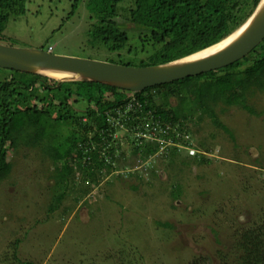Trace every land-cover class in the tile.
<instances>
[{
    "label": "trees",
    "instance_id": "1",
    "mask_svg": "<svg viewBox=\"0 0 264 264\" xmlns=\"http://www.w3.org/2000/svg\"><path fill=\"white\" fill-rule=\"evenodd\" d=\"M79 1L75 0L74 8ZM121 1H88L94 21L91 32L110 51L125 50L129 42L128 31L117 21ZM27 2L0 0V42L5 38L9 20L27 12ZM260 2L134 0L129 9V23L142 31L140 38L145 46L142 50L147 54L135 66L167 63L221 42L247 22ZM121 64L133 65L132 62ZM0 69V185L12 175L20 156L25 159V155L30 157L31 151L37 150L42 160L48 162L55 182L51 187L49 212L61 208L71 192L76 193V204L65 210L73 211L81 199L100 187L104 175L111 171L118 172L121 178L134 174L140 182L131 185L134 190L146 184L165 192L170 189L172 202L182 199L185 194L179 179L171 184H155L159 176L154 165L148 167L151 178L143 183L142 173H131L133 167L118 164L128 154L127 145L131 146L134 157L144 161L161 156L167 168L175 173L179 170L177 178H181L179 174L194 164L212 161L199 153L180 154L179 143L209 149L205 139L192 136L194 126L209 121L208 124L225 130L235 139L221 116L223 113L231 107H241L253 115H264V109L258 110L254 102L264 95V40L242 59L225 67L139 92L94 81H59L42 74ZM146 129L170 138L173 144L164 148V143L138 136ZM165 130L169 134L162 132ZM120 132L125 136L115 137ZM244 176L238 179L236 174L229 179V189L221 193L226 203H218L220 206L212 205L209 200L219 192L217 184L201 190L200 194L207 197L194 212L212 206V219L206 225L213 234L215 247L195 253L187 264H264V203L244 207L246 202H254H249L252 189L264 195V176L259 184L252 183L249 174ZM236 182L240 185L236 186ZM228 208L239 210L225 219L223 216L231 213ZM158 225L174 228L169 220L158 221ZM20 242V238L12 242L5 261L35 264L19 256ZM118 258L117 264H134L137 260L127 257L125 251Z\"/></svg>",
    "mask_w": 264,
    "mask_h": 264
},
{
    "label": "rangeland",
    "instance_id": "2",
    "mask_svg": "<svg viewBox=\"0 0 264 264\" xmlns=\"http://www.w3.org/2000/svg\"><path fill=\"white\" fill-rule=\"evenodd\" d=\"M88 1L80 0L74 8L75 0H28L27 12L9 20L1 42L32 49L48 50L53 46V53L57 54L138 65L147 54L142 50L145 47L140 38L142 31L129 23V9L134 0H122L118 6L117 21L129 34L128 46L120 52L110 51L94 37ZM254 102L258 110L264 109V95ZM221 116L235 139L225 130L208 124L209 121L194 126L192 136L205 139L209 146L199 148V154L212 161L194 164L179 174L181 178H177L179 170L175 173L167 168L161 156L144 161L134 157L127 145L128 154L118 164L133 167L131 173H142L143 183L150 177L148 167L152 165L159 176L155 184H171L179 179L185 195L173 202L170 189L165 192L144 184L134 190L131 185L139 182L134 174L121 178L118 172L111 171L104 175L100 187L81 199L73 211L65 210L76 204V193L71 192L61 208L49 212L55 182L48 162L42 160L37 150L31 151L30 157L25 155L26 160L20 156L12 175L0 185V264H8L5 258L17 238L21 239L19 256L35 264H117L116 259L124 251L127 257L137 259L134 264H187L195 253L215 247L213 234L206 225L212 219V206L194 212L207 197L200 194L201 190L217 184L220 193L209 199L210 203L224 204L226 200L221 193L229 189L231 177L237 174L241 179L246 173L252 183L259 184L264 176L260 167L264 166V115L259 117L241 107H231ZM118 135L125 136L123 132L115 137ZM180 154L187 155L185 150ZM255 191L252 189L249 198V202H254H246L244 207L264 203V195ZM228 209L231 213L224 215L225 219L239 210ZM167 220L174 228L158 225V221ZM122 259L127 260L124 256Z\"/></svg>",
    "mask_w": 264,
    "mask_h": 264
},
{
    "label": "water",
    "instance_id": "3",
    "mask_svg": "<svg viewBox=\"0 0 264 264\" xmlns=\"http://www.w3.org/2000/svg\"><path fill=\"white\" fill-rule=\"evenodd\" d=\"M244 26L245 29L231 43L198 60H186L187 56L158 65L133 66L0 42V67L50 77L54 76L46 72L65 73L67 75L61 78H54L59 81H94L139 92L159 84L216 70L242 59L264 40V0H261L253 15L240 28Z\"/></svg>",
    "mask_w": 264,
    "mask_h": 264
},
{
    "label": "built area",
    "instance_id": "4",
    "mask_svg": "<svg viewBox=\"0 0 264 264\" xmlns=\"http://www.w3.org/2000/svg\"><path fill=\"white\" fill-rule=\"evenodd\" d=\"M53 50H54L53 46H50L48 48V51L51 52V53H53ZM131 108H132V104L129 105V109H131ZM162 132L163 133L166 132L167 134H169L168 133L169 131H167V130L162 131ZM138 136H142L143 138H145L148 141H151V140L154 141L155 140V141H159L161 143H164L165 144L164 148L167 147L168 145L173 144V142H172V140L170 138H165V137L162 138L158 134V132H155V131L148 132L147 129H146V131H143L141 135H138ZM184 136L188 137V135H184ZM177 137H180V134H178ZM177 145L180 148V152H182V150H185L186 152H188V154L190 156H194V155H196L197 153L200 152L199 149H197L196 147H193V146L184 145L182 143H179ZM201 152L204 153L203 151H201Z\"/></svg>",
    "mask_w": 264,
    "mask_h": 264
},
{
    "label": "bare ground",
    "instance_id": "5",
    "mask_svg": "<svg viewBox=\"0 0 264 264\" xmlns=\"http://www.w3.org/2000/svg\"><path fill=\"white\" fill-rule=\"evenodd\" d=\"M246 22V21H245ZM242 26V25H241ZM240 26V27H241ZM239 27V28H240ZM246 26L238 29L237 31H235L232 35L228 36L225 40H223L222 42L215 44L207 49H204L202 51H199L191 56H189L186 60H198V59H202L220 49H222L223 47H225L226 45H228L229 43H231L234 39H236V37H238L240 35V33L243 31V29H245ZM49 75H52L54 77H58L61 78L67 74L65 73H57V72H46Z\"/></svg>",
    "mask_w": 264,
    "mask_h": 264
}]
</instances>
